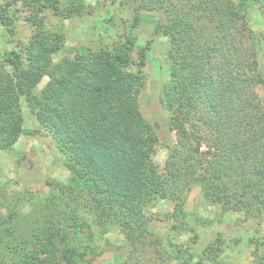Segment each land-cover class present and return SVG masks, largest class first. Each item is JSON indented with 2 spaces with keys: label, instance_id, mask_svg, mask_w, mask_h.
Here are the masks:
<instances>
[{
  "label": "trees",
  "instance_id": "trees-1",
  "mask_svg": "<svg viewBox=\"0 0 264 264\" xmlns=\"http://www.w3.org/2000/svg\"><path fill=\"white\" fill-rule=\"evenodd\" d=\"M24 1L37 32L23 54L0 55V149L11 147L23 132V98L71 172L66 206H91L103 231L113 221L134 244L147 234L141 221L145 207L171 200L172 215L184 216L194 184L222 211L253 215L264 209V107L254 90L256 84L264 87V68L244 42L253 9L261 15L264 41V0H137L138 9L164 11L160 30L171 43L169 80L160 100L175 140L161 168L154 162L156 132L139 110L143 80L128 69L133 42L119 40L52 63L61 39L45 27L42 13L48 8L74 13L83 0H65L62 7L58 0ZM0 26L14 34L2 8ZM146 48L138 47L141 57ZM45 74L48 80L36 95L33 89ZM76 217H69L74 220L69 232L65 226L54 231L41 219L32 221L25 235L13 234L21 225L17 221L4 227L10 234L4 239L9 263L50 264L52 250L63 264L85 262L90 245L75 240L83 225ZM258 258L264 264V255Z\"/></svg>",
  "mask_w": 264,
  "mask_h": 264
},
{
  "label": "rangeland",
  "instance_id": "rangeland-1",
  "mask_svg": "<svg viewBox=\"0 0 264 264\" xmlns=\"http://www.w3.org/2000/svg\"><path fill=\"white\" fill-rule=\"evenodd\" d=\"M58 2L60 7L65 5V0ZM1 8L11 17L14 34L5 33L0 26V55L11 50L23 54L37 32L28 20L30 6L24 0H0ZM42 15L45 27L60 34V46L52 54V63L117 45L119 40L133 42L128 69L142 77L139 110L156 132L154 162L163 167L175 140L169 114L160 100L171 65V43L160 30L166 22L164 11L138 9L137 0H83L77 12L60 13L48 8ZM248 17L244 42L255 49L257 62L264 68L261 15L253 9ZM145 46L141 57L138 47ZM47 80L48 76L43 75L33 93L37 95ZM254 90L264 107L263 85L256 84ZM19 107L23 132L11 147L0 149V221L5 219L0 223V264H10L4 244L10 234L4 227L17 221L21 225L13 234L25 235L32 221L41 219L48 221L54 231L65 226V232H69L74 224L69 217L76 216L83 225L77 226L81 231L75 240L90 245L82 264H260L258 254L264 255V209L253 215L234 209L222 211L217 203L204 198L199 184L192 186L184 201V216L172 215L171 200L156 199L145 207L141 221L147 234L139 236L140 242L134 244L135 240L129 239L113 221L103 231L91 206L86 205V210L82 202L66 206L64 199L70 196L64 186L71 172L64 164V156L23 98ZM61 233L63 230L56 233V240ZM132 233H138V227ZM58 255L55 250L49 253L50 264H63Z\"/></svg>",
  "mask_w": 264,
  "mask_h": 264
}]
</instances>
